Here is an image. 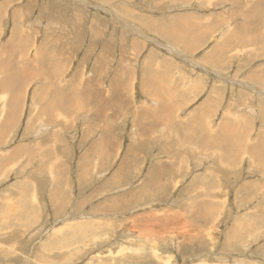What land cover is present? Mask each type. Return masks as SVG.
<instances>
[{
	"label": "rangeland",
	"instance_id": "1",
	"mask_svg": "<svg viewBox=\"0 0 264 264\" xmlns=\"http://www.w3.org/2000/svg\"><path fill=\"white\" fill-rule=\"evenodd\" d=\"M4 1L7 0H0V5ZM73 1L15 0L14 3L0 9V17H3L0 23V33L2 32L0 35L1 44L10 37L12 31L18 34L25 33L24 36L28 33L26 36L30 38V47H27L23 56L31 54L26 56L31 58L35 53L51 54L56 48L59 52L58 56L61 55L60 57H63V63H65L66 67L59 86H64L71 81L73 86L81 85L94 90V100L88 105L94 109L92 112L84 109L80 114L75 111L69 112L67 115L61 114L64 118L67 116L66 119L68 120L64 118H62L64 120L58 119L57 117V120L60 121L55 120L56 123H62L58 124V126L53 125L50 127L49 125H38L37 118L42 113L38 108H33L34 103L31 100V92L33 91L29 92V89L35 83L34 79L31 80V83L23 85L15 92H2L0 89V93L4 97L2 101L19 110L14 123H12L13 121L9 120V115L2 108L0 109V118L1 114L4 117V119H0V129H4L0 131V157L9 155V164L2 169L4 173L0 176V194L6 188L8 198L11 200L9 203H5L3 211H9L8 216L11 215L10 211L15 212V214H20L21 212L27 214V217H23L24 219L27 218L26 220L14 215L18 222L15 224L17 228L10 227L8 231L0 230V264H264L263 191L260 188L255 191L251 189L250 194L252 196H249L248 199H241L240 196L244 192L237 189L240 185L245 187V182L247 181L263 179L264 168L259 170L258 168L261 167L256 164V166L252 165L251 167L250 159L245 156H242L244 158L241 159L242 157L240 158L235 151H232V154L230 153L228 162L223 163L222 170L209 168L214 173V178H211L209 183L214 182L218 190L214 200L204 199L203 204L210 206L207 210L214 206L221 210H218L215 215H209L214 219L212 223H202L200 221L204 225V231L206 232L200 237L202 241H198V238L194 237L199 232L196 231L197 228L194 226L195 222L192 218L186 222L187 225L191 226L189 233L186 231L182 232V230L181 232L169 230L163 235L160 233V235L158 232L149 229H147L148 231L142 230V227L140 228L139 226L138 230L131 227L132 220L136 216L146 213H151L150 215L164 214V216H161L166 218L164 223L168 224V226L170 224L174 225L173 220L179 217L178 212L183 209V206L179 207L178 204L187 200V196L178 197L183 195V193H178L186 187L188 180L195 174L200 178L204 177L205 174L202 175L204 168L210 167V163L213 162L216 165L217 157L225 151V147L222 150L220 147L206 150V155L198 156L200 160L196 164L198 165L197 168L193 165L194 158H186L188 162L184 165V169L196 171H190L188 177L181 176L176 178L180 184L176 189L170 187L166 191V195L163 198L164 201L144 199L148 205L153 204L155 206L141 207V200L137 199H133L134 201L128 200L126 202L129 203L125 205L120 200H115L120 191L115 194L111 190L96 193L92 200H82V197L84 198L90 193L91 186L97 189L105 182V179L117 173L116 171L122 158H125L128 163L135 158L138 167V172L134 171L133 178L128 179L127 187L126 189L124 187L123 191H132L135 187H140L146 177L147 168L156 159L152 160V153H149L151 147L143 152L141 151L145 159V166L142 169L140 163L142 154L135 153L139 152L140 148L133 141L135 121L133 123L129 119L130 114L128 113H122L117 118L112 117L115 112L113 108L115 95L111 91H116L118 85H120V82L115 80H118L117 77L125 73L122 67H125L128 70V74L132 75L129 90H131V101L135 108L140 106L139 103L141 101L142 103L150 102V100L145 98L140 87V75H145L146 77L153 76L154 79L159 81L157 84L159 86H174L176 92L184 94L181 107L185 106V108L182 110L183 114H178L181 120L189 111L195 110L198 99L201 100L199 103H202L204 101L202 97H206L211 90L218 89L214 121L220 122L224 111L227 108H234L236 110L234 118L248 115L254 120L253 126L260 122L261 119L257 116L258 113L256 115L253 111L256 112L257 104L264 101V91L251 87L246 82V74L258 66L264 67V58H262L264 54L256 56L258 55L257 47L256 52L248 53L247 48L237 45L234 49H230L226 58V60L229 58V61L222 62V65H218L216 62L218 57L206 59V55L213 48L214 43H220L223 40L221 33L224 36L226 31L225 26L222 25H218L216 27L217 30L211 34V31L208 32L209 34L204 44L193 45L191 48L179 45L177 43L179 38L174 36V34L183 36L186 32L182 29V24L178 22L181 14H185L184 16L188 17L189 20H201L206 17V20L214 23L215 14L220 13L221 9H233L234 12L238 13L240 7L239 5L237 6V2L241 3V0H211L206 2L205 8L200 5L199 0L196 2L192 1V4L187 0H183L179 4L171 3V0H75L74 2L76 3L80 2L79 9L74 7ZM233 1H236V3ZM51 2L56 4L58 9L62 8V11L59 12L60 10L57 9L52 11L50 9ZM44 4L47 5L46 16L49 15L50 17H46L44 14L42 19L39 8ZM255 4H260L263 8L264 0L260 2L253 1L252 6ZM13 5L14 7L12 8L11 6ZM8 8L12 9V11L15 9V13H12L13 17L10 14V10L7 13ZM22 8L27 12L17 15L16 11ZM124 8L130 12L125 11ZM186 13L190 15H186ZM45 19H48L47 21L50 25L53 24L51 25L53 28L56 22L58 26H56L57 29H51L50 27L47 31L48 33L51 32L53 37L47 43H43L46 46L42 44L45 39L43 35L45 34V26H49L43 21ZM203 20H201V23H203ZM234 21L236 20L232 22ZM188 26L196 27L197 24L190 23ZM90 27L94 29L93 36H91ZM12 28L15 30H12ZM82 30L85 32L83 33ZM79 31L80 33H78ZM60 32L66 35H62ZM239 32H243V30L240 29ZM168 33H171L172 36H169ZM200 34L203 33H196L195 35ZM261 34L262 38H264V33L262 32ZM248 40L247 35H244L239 38L238 43L243 44ZM132 44H136L138 47L137 51L133 50ZM0 47L5 49L6 44H2ZM37 48H39L38 51ZM33 53L34 55H32ZM149 55L153 56L151 57V62H147L148 58L146 56ZM224 55L219 61L224 58ZM82 57H85L84 62L81 61ZM37 63L36 65H41L39 62ZM261 63L262 65H260ZM97 66L101 68L99 69ZM161 66L167 67V77L163 76ZM216 66L222 72L220 74L225 76L224 79L215 73L214 68ZM94 71L96 72L94 73ZM74 74L75 76H73ZM60 75L59 72L56 77ZM95 78L98 83L92 85L90 82ZM194 79L199 80L196 84L200 85L198 89H201L202 95L197 99L198 101L196 100L193 103V100L197 97L194 96V90L191 89ZM125 81H128V79L126 78ZM258 82L263 83L261 81ZM214 85L217 87L213 88ZM256 85L264 90L262 84ZM54 90L57 91L52 89V92ZM160 90L161 93L165 92L164 87H160ZM240 90L243 91V95ZM52 94L54 95V92ZM2 95H0V100ZM243 96L244 99H247L245 103L242 101ZM241 103L245 106L243 109L239 107ZM36 106H39V104ZM249 107L252 112L248 110ZM36 115L38 117L34 119ZM44 117L46 116L44 115ZM47 119L49 120L51 117H47ZM52 120H54V116ZM231 120L236 121L238 119ZM52 124L54 122H51ZM207 126L208 130L213 127L210 122H208ZM38 127L40 129L46 127L47 132L55 129L56 133H59L60 139L52 144L50 141H44L49 136V133L48 135H43L44 137L41 136L39 151H42L43 148H49L50 145L51 148L48 153H45L46 157H43L41 161L37 160V162L29 157L27 152L23 151H25L26 147L32 146V141L37 142L36 131H38ZM10 129L14 132L11 133ZM8 131L10 134L6 140ZM103 135L114 142L112 144H115L116 151L110 154L114 156L109 158L107 157L108 153L105 156L107 161H104L106 158L102 157L100 152L99 156L102 157L100 161H98L99 157L87 161L85 165L89 163L91 166H88L91 168H88L87 173L89 174H87L86 178L88 181H90L91 176L94 178L89 184L80 188L75 181L77 161L82 159V154L88 150L93 142L102 140L104 138ZM251 137L253 138V136ZM247 140L250 144L255 141L253 139L250 142L249 138ZM249 143L245 142L247 146ZM15 149L22 151V155L18 159L10 157V153ZM129 149L134 152L130 150L132 152L126 158L125 156ZM156 150L157 148L153 147L151 152L154 153ZM185 150L186 148L183 149L182 153ZM177 155L179 154L174 157L176 158ZM47 156L49 157L47 158ZM167 157L162 156L159 160L168 159ZM97 164L98 166H96ZM53 166L58 167H55V169L60 172V177L55 178L56 175L51 171ZM119 170H121V166ZM37 171H41V173ZM128 171L129 168L127 167L126 172ZM259 172L263 173L262 176L259 175L261 174ZM135 174L136 178L134 177ZM22 176H24V179ZM34 177L37 181L35 186L32 184ZM23 181L29 182L25 184V187L23 186L27 199H30L35 192L37 193L33 195L35 198L32 200L35 203L33 205V211L35 212L32 213L33 219H35L34 223L29 219L28 208L26 206L21 207L23 200L21 199V201L20 196L13 193L12 186L19 182L23 184ZM30 183L31 187H29ZM55 190H57L55 203L58 202L63 208L57 216H53L54 208L58 206H53L54 198L52 195ZM172 190L174 191L172 192ZM59 193L64 196V200H58ZM138 196L145 197L143 194ZM167 199L169 200L166 201ZM148 200L157 202H149ZM174 200L176 204L172 205ZM221 200L224 203L222 208L220 206ZM110 201L114 205L119 203L122 206L118 208V216L111 215L109 218L91 211L97 208L96 206L100 203L109 204ZM134 202L138 205L136 207H140V209L132 206ZM238 202H244V204H238ZM11 203V209L9 210L7 207ZM77 206L80 207L78 211L76 210ZM132 207L133 209H131ZM166 208H168L167 211L169 212H166ZM211 212L213 213L214 211ZM248 213H254L256 217L253 219L247 218L245 222L243 219ZM180 220L181 218H179ZM250 222H253L252 225ZM246 223L250 227L245 231L244 238L239 240V237L243 235L242 229ZM24 224L26 227H24ZM100 224H110L111 228L105 229L103 232L101 229H104V227L100 226ZM70 225L71 227H68ZM88 225L98 226L101 229L97 231L98 228L95 227V231L91 235L87 231ZM234 225L235 227L233 228ZM86 226V231L77 230ZM17 230L18 234L22 235L21 237L17 234ZM231 230V238H228L226 235ZM7 234L19 236H15L19 241L16 242L18 246L17 244L16 246L9 244L11 240L7 237ZM197 242L206 243L207 246L201 248ZM44 244H46L45 247H43ZM24 256H28V260H25Z\"/></svg>",
	"mask_w": 264,
	"mask_h": 264
},
{
	"label": "crops",
	"instance_id": "2",
	"mask_svg": "<svg viewBox=\"0 0 264 264\" xmlns=\"http://www.w3.org/2000/svg\"><path fill=\"white\" fill-rule=\"evenodd\" d=\"M60 1V0H59ZM75 1V0H74ZM73 1L74 7L78 8L80 7V2L76 3ZM123 1V0H121ZM183 0H171V3H176L179 4ZM189 3L192 4L193 2H196L197 0H187ZM210 2L211 0H199L200 5L205 8L206 7V2ZM217 1H222V0H217ZM253 1L260 2L261 0H241L237 2V6L239 5L240 9H238V13L234 12L233 9H221L220 13L215 14L214 18L215 22L210 23L208 20L205 18L203 20V23H201V20H189L188 17H185L184 15H180L178 22L182 24V29L185 32V34L189 35L190 43L191 45H200L201 43L204 44L205 40L207 39V35L210 34L217 30L218 25L225 26V34L221 37H223V40L218 43L215 42L213 48L210 49L209 53L206 55V59L209 57H218L216 59V62L222 58L224 55V58L228 57V52H230V49H234L237 45H241L245 48L248 49V53H253L256 52V47L258 49V55L264 54V38H262V32L264 33V7L260 4H255L252 6ZM15 0H7L1 3L0 9L6 7L9 4L14 3ZM236 3V1H233ZM58 4V2L56 1ZM51 4V10H60L59 12L62 11L61 9H58L56 7V4L53 2ZM71 4V3H70ZM78 4V5H77ZM175 4V5H176ZM38 6V5H36ZM45 6V7H43ZM168 6V5H167ZM165 6V7H167ZM12 8L14 7L11 6ZM10 7V8H11ZM34 7V6H33ZM163 7V8H165ZM10 8H8L7 13L9 12ZM25 8V7H24ZM35 8V7H34ZM79 9V8H78ZM125 11L130 12L126 8H124ZM170 10V9H168ZM260 10L261 13H260ZM46 11H47V5H41L39 8L40 12V17L42 16V19L44 17V14L46 16ZM25 11L23 8L19 9V11H16L17 15L22 14ZM15 13V9L12 11L10 10V14ZM205 14V13H203ZM227 14V16H226ZM252 14V15H251ZM186 15H190L187 14ZM13 17V15H12ZM39 17V20H40ZM46 17H50L47 15ZM201 17V16H200ZM3 20V17H0V23ZM48 20V19H47ZM46 19L43 20L45 24H49V26H45V33L49 36L48 41L52 39V33H48L47 31L50 29L51 25ZM233 20H236L232 22ZM239 20V21H238ZM43 23V22H41ZM192 24H197L196 27H191L188 26ZM57 24V23H56ZM149 28V27H148ZM152 28V27H150ZM13 29V28H12ZM52 29V28H51ZM243 30V32H239V30ZM193 35H192V34ZM196 33H203L200 35H195ZM183 34V36L185 35ZM247 35L248 41L245 43H238V40L240 37ZM179 38V36H178ZM209 42V41H208ZM207 42V43H208ZM10 43V38L8 37L5 42L3 41L2 44H6V47L8 48V45ZM179 45H185V43L179 39L177 41ZM206 43V44H207ZM254 43L256 44L254 46ZM0 43V46H2ZM225 47L224 51H222V48ZM11 58L9 57V53L4 52V49L0 47V89L2 92H14L12 86L13 83H10V71L9 67L17 66L14 64V53H11ZM45 55V54H44ZM51 55L55 60H60L63 62V57L61 58L59 53L57 52H52ZM46 56V55H45ZM264 58V57H262ZM261 58V59H262ZM47 59V58H45ZM65 59V58H64ZM44 59L38 60L39 63H42ZM229 61V58L227 59ZM226 60V62H228ZM9 63L12 64V66H9ZM262 65V63L260 64ZM214 71L216 74L222 76V73L219 69L218 66L214 68ZM51 72V68H50ZM164 77H167L166 73L163 75ZM225 76H222V79H224ZM128 79V81H125V79ZM124 80L119 81L120 85H118V89L112 90L111 92L114 93L115 98L113 101L115 104L113 105V108L115 109V112L112 114L113 118L119 117L120 114L122 113H128L130 114L129 119H131L134 123L135 121V128H134V136H133V141L134 144L138 145V148H140L138 153L139 155L142 154V152L146 149H149V153H152V160L155 161L153 164H151L146 171V177L141 183L140 187H137L139 191H142V194L145 196L143 198L139 197L136 187L132 190L129 191L128 197L131 198L134 196V199L141 200V207H150L151 205H148L144 199L149 198L151 200L157 199V201H164L163 198L166 195V191L171 187L172 189H176L177 186L180 184L176 178H179L181 176L188 177L190 174V171H196L193 169H184V165L188 162L186 158L192 157L193 160V165L197 168L198 165H196L199 162V157L200 155H206V150L210 148H218L220 145L221 150L225 147V151L222 152L220 156L217 157V161L215 162L216 165L213 163H210V167H205L204 168V177L200 178L196 174L188 180V184L186 187L180 191L178 194V197H184L187 196V200H184L182 203L178 204L180 207L181 205L183 206V209L181 212H178L179 217L174 219V225L164 223L166 218H163L161 216H164V214H157V215H150L149 214H140L135 217L134 220H132V225L134 229L138 230L139 227L142 230H152L155 232H158L159 234L162 233L165 234V232L169 230H174V231H186L187 233L190 232L189 228L191 226L187 225L186 222L188 220L193 219L195 222L194 226L197 228L196 231L199 233L194 235V237L198 238V241H202L200 238L202 234H206L204 231V225L202 223H212L214 220L212 216L209 215H215L217 214V211L219 208L216 206L212 207L210 210H207L208 207H210L207 204H203V200L208 199V200H214L215 194L217 193L216 191L218 190L214 182H210L211 178H214V173L213 170L211 171L210 169H221L223 168V163H227L230 157V153L232 154V151H235L236 154L241 158L242 156H245L247 159H250L251 161V167L252 165L254 166L255 164L260 166V169L264 168V101L260 102L257 104V109L254 114L258 113V117L261 119L260 122L253 126L252 124L254 123V120H252L248 115H242L240 118H234L233 116L236 114V110L234 108H227L224 111V115L221 118L220 122L214 121V118L216 117V101H217V96H218V89H213L210 91V93L206 97H202L204 101L202 103H199L201 100L198 99L201 95V89H198L200 85L196 84L199 82V78L193 80V85H191V89L194 90V96L195 99L193 100V103L197 100L198 104L195 106L194 111H189L183 118V120L179 119V115L183 112L182 110L185 108V106L181 107L183 104V96L184 94H179L176 92V89L174 86H159L157 85L159 83L158 80L154 79L153 76H145V75H140V87L141 90L144 93V96L147 100H150V102L142 103V101L139 103L140 106L136 107L133 106L132 101H131V90H129V85H130V79H132V75L128 74ZM246 79L249 80L252 84L253 87L264 91L263 89L258 88L256 84H262L264 86V67H256L253 70H250L248 74H246ZM220 81V80H219ZM222 81V80H221ZM258 81H261L263 83H260ZM76 82V81H75ZM125 83V84H124ZM221 83V82H220ZM126 86V87H125ZM160 87H164L165 92H160ZM217 86L214 85L213 88H216ZM20 87H18L19 89ZM17 89V90H18ZM241 91V90H240ZM24 93V91H23ZM243 95V91H241ZM2 95V93H0ZM180 96H182V99H178ZM4 99L2 95V99L0 100V109L2 108L5 113L7 112V109L12 108L9 103H4L2 100ZM99 99V97H98ZM178 99V100H177ZM247 99H244L243 96V103H245ZM250 102V101H249ZM241 103L239 107H242V109L245 107L244 104ZM174 104V106H173ZM230 107V106H229ZM25 108V106H24ZM106 109V107H105ZM250 112H252L251 108L249 107L248 109ZM179 114V115H178ZM3 114H1V120ZM132 116V117H131ZM189 117V118H188ZM187 118V119H185ZM231 119H238L236 121L231 120ZM179 120V121H176ZM208 122H210L213 127L208 130ZM152 125H151V124ZM132 124V123H131ZM186 126L189 128L186 129ZM257 126V127H256ZM145 127H151L152 131L150 133H142V129ZM183 127L184 128V143L181 144L179 138L181 137V134L179 133V128ZM255 128V129H254ZM256 130V132H255ZM10 132L13 133L14 131L10 129ZM6 134V140L8 139V135ZM165 133V134H164ZM253 136V138L251 137ZM255 140L254 143L250 144L247 139ZM223 139H226V144L223 146L222 141ZM249 143L248 146L245 144ZM114 143V142H113ZM215 143L216 145H213ZM152 144V146H151ZM233 144L236 149L232 147ZM153 147H156L157 150L153 153L151 152ZM186 150L184 153H182L183 149ZM133 149V148H132ZM132 149H129V151L126 153V158L130 155V153L133 151ZM132 150V151H130ZM142 151V152H141ZM103 153L101 154L103 157L107 155V151H102ZM134 152V151H133ZM174 154V155H173ZM177 157L175 158L174 156ZM83 156V154H82ZM162 156H168V159L165 160H159L161 159ZM30 157V156H29ZM82 158V157H81ZM242 157L241 159H243ZM83 159L87 161V158L83 156ZM124 158H122L123 160ZM121 160V161H122ZM185 160V161H184ZM141 167L145 166V159L143 158V154L141 155ZM255 165V166H256ZM129 168V171L126 172V168ZM41 168V167H40ZM88 168H91L88 165H85L80 163V165L76 164V183L78 187H83L84 185H87L92 181L94 178L93 176L90 177V181L86 178L87 170ZM187 168V167H186ZM210 168V169H209ZM186 170V171H184ZM251 170V169H250ZM46 171V170H45ZM134 171L138 172V167H137V162L136 159L133 158L129 163L124 160V162L121 164V176L118 178L120 181H124V183L128 182V179L133 178ZM123 172L124 173L123 175ZM185 172L186 175H185ZM38 173H41V171H38ZM261 173V172H259ZM137 174V173H136ZM136 174L134 177L136 178ZM263 173L259 174L262 176ZM24 179V176H22ZM184 182V180H182ZM26 183L29 182H24L23 185L25 186ZM119 185L120 187H125L126 189V184ZM246 186H238L237 189L238 191H242V195L240 196L241 199H248L249 196H252L251 189L260 190L263 191L264 194V178L260 179L259 181L253 179V181H247L245 182ZM102 185V184H101ZM100 185V186H101ZM98 187L97 189L93 188L91 186V191L88 194V196H85L84 198L82 197V200H92V198L95 197V194L101 192H104L105 190L101 189V187ZM106 191H109L107 189ZM174 190H172L173 192ZM135 194H133V193ZM149 193L152 195V197H148ZM101 195V194H100ZM264 196V195H263ZM179 199V198H178ZM147 200V199H146ZM167 199L166 201H168ZM134 201V200H133ZM149 202H157V201H150ZM165 201V202H166ZM264 202V200L262 201ZM174 202L172 205H174ZM147 204V205H145ZM176 204V203H175ZM238 204H244V202H238ZM114 205L111 201L109 204L107 203H100L97 205L95 209L91 210L92 212L99 214V215H104L108 216L109 218L111 215H117L119 214V210L116 207H112ZM224 205L223 201L221 200V208ZM115 206V205H114ZM135 208L138 206L136 202H134V205H132ZM155 206V205H153ZM204 206V207H203ZM122 207V206H120ZM133 207L131 209H133ZM80 209L79 206H77V211ZM168 208H166V212ZM211 211H214L213 213ZM157 216V219L155 222H157L158 225L154 224V217ZM255 216L254 213L252 214H246L244 216L245 222L247 218L253 219ZM181 218L179 223L183 224V228L178 230V224L177 221ZM186 219V220H185ZM207 219V220H206ZM35 220V219H34ZM211 220V221H210ZM202 223H201V222ZM139 226V227H138ZM29 227V226H28ZM188 227V228H187ZM235 225L233 226V228ZM30 228V227H29ZM95 228L93 225H88L87 231H89V234L92 235V232L95 230L92 229ZM187 228V229H186ZM232 228V229H233ZM101 228L97 229V231H100ZM104 229L102 228L101 231L104 232ZM186 229V230H185ZM232 230L230 233H228L226 236L228 238H231ZM161 235V234H160ZM200 238V240H199ZM199 247L204 248L206 243L204 244L203 242H197ZM140 248V247H139ZM198 256V255H197Z\"/></svg>",
	"mask_w": 264,
	"mask_h": 264
},
{
	"label": "bare ground",
	"instance_id": "3",
	"mask_svg": "<svg viewBox=\"0 0 264 264\" xmlns=\"http://www.w3.org/2000/svg\"><path fill=\"white\" fill-rule=\"evenodd\" d=\"M56 19H58V18H56ZM51 25H53V24H51ZM54 26H55L54 28L52 26H51V28L57 29L56 28L57 25L54 24ZM16 27H17V25H16ZM12 30H15V29L13 28ZM90 30H91V36H93L94 35V29H93V27H90ZM84 32L85 31H83V33ZM78 33H80V31ZM1 34H2V32L0 33V35ZM24 34H22V33L21 34H18L17 32L12 31V34H10V37H9L10 38V43L8 45V48L5 47L4 52L9 53V57L8 58H11V55L10 54L11 53H14V64H16L17 67L16 66H13L12 68L9 67V71H10V83H13L12 88H13L14 92L17 91L18 87H22L23 85H26V84L31 83V80L32 79L35 80L34 81L35 83L29 89V92L31 90L33 91V92H31V95H32L31 100L34 103L33 108H35V107L38 108L40 110V112L42 113L41 115H38L37 114L39 117L37 115L34 116V119H36L38 117L37 118V121L39 122L38 125H41V126H43V125L44 126L45 125H49L50 127H52L53 125L54 126H58V124H61L62 122L56 123V121H60V120H57V117H58V119L64 118V116H62L61 114L67 115V114H69V112H73V111L78 112L80 114V113H82V110H84V109L86 111L92 112L94 109L91 108V107H89L88 105L91 104L90 102L92 100H94V97H93V93H94L93 91L94 90L85 88V86L82 87L81 85H79V86H73L72 83H71V81L69 83L66 82L67 84L64 85V86L63 85L59 86L60 79L64 76L63 72H65V69H66L65 63L61 62L60 60H55L51 54H45L46 55L45 56L43 53H35V55L33 53L32 55H34V56L31 57V58L26 57V56H30L31 54H28V55L23 56L24 53H25V51H26V49H27V47L29 46V42H30L29 36H26L28 33L25 36H24ZM43 35L45 36L44 37L45 39H44V42L41 39L42 44L43 43H47L48 38H49V36L46 33L43 34ZM62 35H66V34H62ZM168 35L169 36H172L171 33H168ZM91 36H90V38H91ZM174 36L175 37H178L179 36V39H181L185 43V45H183L184 47H187V48H191L192 47V45L190 43V39H189V35L188 34H185L184 36H182L181 34H174ZM75 37H77V36H75ZM17 38H19V39H17ZM63 38H64V36H63ZM34 40H35V38H34ZM35 44H37V43H35ZM44 46H46V45H44ZM131 47L133 48L134 51H137L138 50V47L136 46V44H132ZM39 48H37V51L39 50ZM57 48H59V47H57ZM224 49H225V47L222 48V51H224ZM57 50L58 49L54 48V51L53 52L59 53ZM35 51H36V49H35ZM29 52H31V51L29 50ZM151 57H153V56H150V55L149 56H146V58H148L147 62H151ZM45 58H47V59H45ZM84 58L85 57H82L81 58V61L82 62H84V60H85ZM41 59H44L42 61L41 65H36V64H38L37 62H39L38 60H41ZM20 62L22 63V65H21ZM222 62H226L225 58H223L221 61H219L218 62V65H220ZM9 66H12V64L9 63ZM97 67L99 69L101 68L100 66H97ZM50 68H51V72H50ZM122 69L125 70V73L123 75L117 77L118 80H115L114 79L115 81L124 80L126 78V76L128 75V70L125 67H122ZM166 69H167L166 66H161V70H162V74L163 75L168 70V69L167 70ZM59 72H60L61 75L59 77H56L57 73H59ZM95 72L96 71H94V73ZM75 74L73 76H75ZM231 81H233V79H231ZM246 82L249 83V85H251V87L253 86V84L249 80H246ZM90 83L92 85H96L98 83V80L95 78ZM52 89H56L57 90V91H55V90L53 91L54 92V95L52 94L53 93L52 92ZM248 89H249V87H248ZM181 97L182 96H180L178 99H182ZM38 104H39V106H36ZM40 104H44V105H41L40 106ZM173 106H174V104H173ZM18 111L19 110L16 107H12L10 109H7V112L6 113L9 115V120L10 121H13L12 123H14V120L16 119V116L18 114ZM32 113H33V111H32ZM44 115L46 117H44ZM53 116H54V120H52V117ZM47 117L48 118L51 117V119L48 120ZM59 117H61V118H59ZM66 117L64 119L65 120H68V119H66ZM42 119H44V120H42ZM64 119H62V120H64ZM50 121L52 123L54 122V124L51 125V122ZM36 125H37V123H36ZM188 128L189 127L186 126V129H188ZM46 129H47L46 127L44 129H40L38 127V131H36L37 133L35 132L36 133L37 142L32 141V146L26 147L25 148V151H23V152H27L28 153V156H30L35 161H37V160L38 161H41L43 157H46L45 153H48L50 151L49 149L51 148V145H50L49 148H47V149L46 148H43L42 151H39V146H40L39 142L41 141L40 140L41 139L40 138L41 136H43V135L45 136V134L48 135V133H49V136H47L46 139H44V141H50L52 144L56 143L60 139V135H59V133H56V130L55 129L52 130L51 132H47ZM3 130L4 129H0V131H3ZM41 130H43V131H41ZM151 131H152V128L151 127H145V129L144 128L142 129V133H144V134H146L147 132L150 133ZM179 133L181 134V137L179 138V140H180L181 144H183L184 143V137H183L184 128L183 127H180L179 128ZM103 137L104 138L102 140H98L96 142H93L92 144L90 143L91 145L89 146L88 150L83 154V156H85L87 158V161L93 160V158H95V157L96 158L99 157L98 158L99 159L98 161H100L103 156L102 155H101L102 157L99 156V153L101 152V154H102L103 153L102 152L103 150L104 151H107V154L109 153L107 155V157L112 158L114 156V155L112 156L110 154H113L116 151L115 144L114 145L112 144L113 141L109 137H105V135H103ZM225 140L226 139H223V141L221 143V144H223L222 147H224L225 146L224 144H226V141ZM0 143H1V140H0ZM213 145H216V144L213 143ZM230 145H232V147L234 149H236L233 144H230ZM218 147H221V146L219 145ZM21 155H22V151H20L19 149H15L12 153H10V157L12 159H18ZM83 156H82V159H79L77 161V165H80L81 161H82L83 164H86L87 161L83 159ZM48 157L49 156H47V158ZM107 157H105L106 159H104V161H107ZM8 159H9V155L8 156H1L0 157V176L4 173V170H2V169L6 165L9 164V160ZM124 160H125V158L120 162V164H119V166L117 168V171L116 172L118 174L117 173H114V174H112V176H110L109 178L105 179V182L102 183L103 186H100V187H101V189H103L105 191L107 189H109V191L110 190L111 191H114L115 194L117 193V191H120V192H118L117 197L115 198V200H120L123 204L126 205V204L129 203V202H126V201L133 200L134 199V196H132L131 198H129L128 197L129 191H123V188L124 187H120L119 186V185H123V183H124V181H120V179H118L121 176V173H120L121 170H119V167L124 162ZM108 162H109V160H108ZM87 164L90 165L89 163H87ZM96 166H98V164ZM55 167L58 168L57 166H53V169H51V171L54 172V174L56 175L55 178H57L58 176L60 177L61 174H60V172L58 170L55 169ZM124 173H126V172H123V175H124ZM16 184H14V186H12L13 193H15L16 195H19L20 196V200L21 199L23 200V203L21 202V207L26 206L28 208L27 210H28V215L30 217L29 219H31L32 220V223H34V219H33L32 213L35 212V211H33V205H35V203L32 202V200H33V198H35V196L33 197V195L36 192L31 195L32 197H30V199H27L26 198V191H25V188H24L25 186L21 182L16 183ZM32 184L34 186L37 184V181L35 180V177L33 179ZM124 184H126V183H124ZM29 187H31V183H30ZM12 188H11V190H12ZM56 191L57 190H55L53 192V195H52V197L54 198L53 199V206L54 205H58V206L56 208H54V214H53V216H57L63 210L62 206H60V204L58 202L55 203L56 202L55 200H57L56 199ZM121 191H123V192H121ZM136 191H137V193L139 195L142 194V191H139L137 189V187H136ZM7 192L8 191L6 190V188H4L3 191H2V193L0 194V205H1L0 206V230L1 231H5V230L8 231L10 229V227L17 228L16 227L17 225H15V224H17L18 222H17L15 216L21 218L22 220H26L27 219V218L26 219L23 218V217H27V214L26 213L21 212L20 214H15V212L13 213V212L10 211L11 215L8 216L9 211H6V210L3 211V207H4L5 203H7V202L9 203V201H11L8 198V193ZM131 193H133V192H131ZM133 194H135V193H133ZM148 197H152V195L149 193ZM141 198H143V197H141ZM58 200H64V196L61 195L60 193H59V199ZM11 205H12V203L9 204V206L7 205L8 206L7 208L9 210L11 209ZM120 206L121 205L119 203H116L115 206L112 205V207H116V208H119ZM218 210H221V209L219 208ZM178 216H179V214H178ZM156 219H157V216L154 217V224L155 225H158L157 222H155ZM263 219H264V214L262 216V220ZM252 223H251V225H252ZM177 224H178V227H179L178 230H180L181 228H183L182 223H179V220L177 221ZM100 226H103L105 228H111V225L110 224H107V225L106 224L105 225H103V224L101 225L100 224ZM24 227H26L25 224H24ZM68 227H71V225L68 226ZM72 227H74V226L72 225ZM76 227H78V226H76ZM94 227H97L98 229L100 228L98 226H94ZM249 227L250 226L246 223L245 227L242 229L243 235L239 237L240 238L239 240H241V239L244 238V236H245L244 233H245V231H247V229ZM86 228H87V226L84 227V228H78L77 230L86 231ZM92 229L95 230V228H92ZM22 230H24V229H22ZM19 232H20V230H19ZM17 234H18V230H17ZM7 235H8L7 237L10 238V240H11L9 242V244H11L12 246H16V244H17L16 242H19L17 240V237H19V236L21 237L22 236V235H19V236L18 235H15V236H17V237H15L14 235H11V236H10V234H7ZM11 237H12V239H11ZM17 246H18V244H17ZM45 246H46V244L43 245V247H45ZM47 249H49V248H47ZM47 249H45V250H47ZM24 258H26L25 260H28V256H24Z\"/></svg>",
	"mask_w": 264,
	"mask_h": 264
}]
</instances>
